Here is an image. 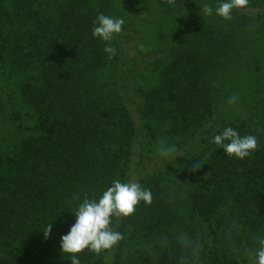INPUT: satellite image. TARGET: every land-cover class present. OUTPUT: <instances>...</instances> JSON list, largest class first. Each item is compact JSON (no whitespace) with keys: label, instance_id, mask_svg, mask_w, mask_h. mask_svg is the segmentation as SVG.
Listing matches in <instances>:
<instances>
[{"label":"trees","instance_id":"16d2710c","mask_svg":"<svg viewBox=\"0 0 264 264\" xmlns=\"http://www.w3.org/2000/svg\"><path fill=\"white\" fill-rule=\"evenodd\" d=\"M16 1L23 12L26 48H31L30 55L37 57L35 65L39 64L37 72L22 84L21 93L36 115L29 125L42 135V142L25 146L18 156L2 151L14 125L0 66V235L8 234L18 243L2 264H70L60 249L61 236L75 223L74 213L84 199H98L113 180L127 182L118 168L125 147L138 139L139 126L121 97L101 90L106 44L92 33L96 17L110 16L112 10H95L92 4L96 0ZM192 1L161 0V5L180 8H174V14L178 17L181 13L188 24ZM108 2L111 5L112 1ZM213 2L219 6V0ZM252 8L258 11L251 19L244 13ZM2 11L0 0V62L6 44ZM240 11L244 13L238 17L255 20L264 14V0H248ZM228 33L212 26L198 27L185 38L178 35L172 40L166 54L170 62L161 69L158 85L140 92L146 117L200 126L214 117L209 78L236 49L233 31ZM225 127L241 136H255L258 148L244 160L217 148L196 174L203 185L192 195L190 209L203 233L199 247L194 242L186 244L180 232L170 233L172 197L159 179L148 187L153 195L151 205L141 203L131 217L114 221L113 227L124 238L128 226L146 238L169 232L162 252L144 256L139 264H227L229 248L237 239L254 254L256 239L264 237V127L254 131L247 123H232L221 127L219 133ZM228 197L242 211L241 216L235 219L222 214L213 223ZM51 225L45 238L43 232ZM124 240L100 255L85 251L79 256L80 264H119ZM194 247L198 248L195 256Z\"/></svg>","mask_w":264,"mask_h":264},{"label":"rangeland","instance_id":"374dc122","mask_svg":"<svg viewBox=\"0 0 264 264\" xmlns=\"http://www.w3.org/2000/svg\"><path fill=\"white\" fill-rule=\"evenodd\" d=\"M45 1L40 0V3ZM111 1V5L108 0H96L92 4L95 10L109 8L112 10L110 17L125 21L124 31L111 42V46L117 49L116 55L109 59L106 53V66L100 75L101 90L118 99L121 97L122 104L130 109L139 126L138 139L124 149L119 175L127 182L140 183L145 188L159 179L172 197L174 221L170 233L180 232L178 235L186 244L194 242L199 247L203 233L198 220L193 217L190 204L192 195L203 185L196 174L218 148L213 143V137L219 134L221 127L232 123H247L254 131L264 127V14L251 20L258 9L252 8L245 13L234 9L236 17L232 15L231 20H224L215 15L217 4L214 0H191L192 19L187 24L179 11L178 17L174 14V8H180L161 5V0ZM205 5L213 8V15L203 13ZM2 6L1 25L6 31V44L0 66L6 106L14 125L7 133L2 151L18 156L25 146L42 142V135L29 125L36 115L23 101L21 93L22 84L37 72L39 64L35 65L37 57H31V48H26V29L18 2L2 0ZM44 8H47L46 4ZM241 12L251 19L238 17ZM210 26L222 29L226 35L232 30V41L236 45L235 51L229 52L222 60L223 66L217 65L210 72L216 107L214 117L203 126L172 118L146 117V109L140 105V92L158 85L161 69L170 62L166 54L173 45L172 40L178 35L181 39L185 38L198 27L204 29ZM162 139L179 149L181 156L175 162L168 163L157 155V145ZM241 212L233 199L228 197L213 223L222 214L238 219ZM233 222L237 226V220ZM167 234L169 232L146 238L143 233L128 226L119 264H139L144 256L162 252L167 246L163 241L169 240ZM17 245L8 234L0 235V264L8 251ZM229 251L227 264H252L254 254L242 241H234Z\"/></svg>","mask_w":264,"mask_h":264},{"label":"clouds","instance_id":"9594fccd","mask_svg":"<svg viewBox=\"0 0 264 264\" xmlns=\"http://www.w3.org/2000/svg\"><path fill=\"white\" fill-rule=\"evenodd\" d=\"M248 0H219L215 15L224 20H231L234 9H242ZM205 15H213V8L205 5L202 9ZM125 21L99 14L94 21L93 36L107 46L104 52L109 59L116 55L117 49L111 42L124 31ZM213 143L229 156L239 160L250 157L258 148L257 138L253 135L241 136L231 127H225L213 137ZM157 155L168 163L175 162L181 156L179 149L167 140H161L157 145ZM144 203L151 205L153 195L150 189L136 182L113 180L98 199H84L75 211V223L67 234L61 236L60 249L70 260V264H80L79 256L85 251L100 255L116 248L124 239L121 232L113 227L119 218H129L137 207ZM52 225L45 230L48 238ZM193 255H198V248H193ZM252 264H264V237L256 239L254 259Z\"/></svg>","mask_w":264,"mask_h":264}]
</instances>
